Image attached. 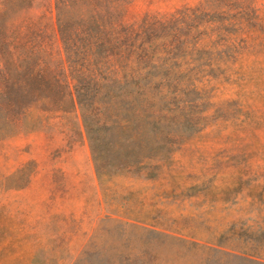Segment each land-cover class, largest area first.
<instances>
[{
  "label": "rangeland",
  "instance_id": "374dc122",
  "mask_svg": "<svg viewBox=\"0 0 264 264\" xmlns=\"http://www.w3.org/2000/svg\"><path fill=\"white\" fill-rule=\"evenodd\" d=\"M115 5L121 59L63 44L54 0H0V264H264V0ZM93 75L138 133L99 173L66 102Z\"/></svg>",
  "mask_w": 264,
  "mask_h": 264
},
{
  "label": "trees",
  "instance_id": "16d2710c",
  "mask_svg": "<svg viewBox=\"0 0 264 264\" xmlns=\"http://www.w3.org/2000/svg\"><path fill=\"white\" fill-rule=\"evenodd\" d=\"M101 0H54L56 9V25L60 40L63 44L78 48V38H83V54L88 57H95L100 49H102V39L105 33H108L114 43L109 46L110 55L121 59L123 57L118 41L120 39L128 40L134 31L133 26H126L120 22L118 15V5L113 6V19L106 25L100 12L95 7ZM91 7V8H90ZM108 26V31L106 27ZM128 49L130 53L134 52L132 47ZM107 54L108 56H110ZM146 72L142 79L149 76ZM134 78L140 76H134ZM104 79L101 76L93 75V79L97 81L89 86L79 87L77 85L70 86L67 93L66 102L71 106H78L82 109L81 117L84 123L86 134L88 136L92 159L96 171L105 168L114 159H129L134 144L137 141V131L130 117H118L113 113V89L111 83H101ZM107 80V79H106ZM151 85H146V92H150ZM161 118V116H158ZM145 123H154V120ZM169 144L174 142L170 139ZM170 149V147H169ZM148 156L151 155L149 151Z\"/></svg>",
  "mask_w": 264,
  "mask_h": 264
}]
</instances>
